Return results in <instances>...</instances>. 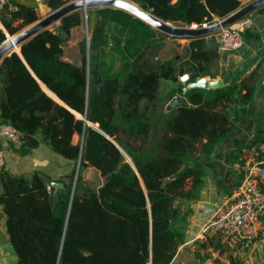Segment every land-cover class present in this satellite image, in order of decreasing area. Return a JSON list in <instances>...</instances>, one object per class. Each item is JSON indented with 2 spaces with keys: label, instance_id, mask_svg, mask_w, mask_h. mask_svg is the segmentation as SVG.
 Listing matches in <instances>:
<instances>
[{
  "label": "trees",
  "instance_id": "1",
  "mask_svg": "<svg viewBox=\"0 0 264 264\" xmlns=\"http://www.w3.org/2000/svg\"><path fill=\"white\" fill-rule=\"evenodd\" d=\"M69 1L48 0V5L56 10ZM132 1L166 21L189 26L213 23L242 6L240 0ZM83 14L65 16L57 28L25 42L21 54L12 52L0 65V124L21 133L23 148L45 142L73 165L64 175L61 195L48 191L46 173L26 177L1 169L0 203L18 264H174L205 184L204 157L246 113L257 89L255 72L232 76L223 87L193 88L186 93L189 107L163 114L161 83L185 72L191 81L209 74L221 52L197 38L189 39L185 60L156 59L167 35L124 10L101 8L90 31L89 67L85 38L80 42L83 62L76 65L64 58L62 43L83 24ZM91 14L86 21H92ZM39 19L33 7L9 0L0 15L6 29H0V44ZM170 88L168 98L182 92ZM257 128L249 145L228 152L227 161L241 167L229 171L228 193L244 178V149L264 159V127ZM88 166L105 181L97 190L79 193Z\"/></svg>",
  "mask_w": 264,
  "mask_h": 264
},
{
  "label": "crops",
  "instance_id": "2",
  "mask_svg": "<svg viewBox=\"0 0 264 264\" xmlns=\"http://www.w3.org/2000/svg\"><path fill=\"white\" fill-rule=\"evenodd\" d=\"M15 1L16 3L33 7L40 18L46 16L48 12L51 11L48 0ZM240 1L242 2V6H244L254 0ZM96 10L97 9L89 10L92 11V20L96 18ZM249 16L252 18L254 25L251 29H248L250 31L246 30L247 32L245 31L243 33V46L233 52H221L219 64L222 65V70L225 72L221 71L223 73L216 74L215 76L206 74L204 77L208 80L221 78L225 81L231 79L232 76H248L255 72L257 85L255 98L248 104L246 113L242 114L239 121L235 123L227 139L216 148L212 155L204 157L207 167L205 184L202 188L200 199L193 204L194 213L189 218L185 242L180 246L174 259V264H232L231 257H233L234 264H264V218H262L261 221L260 236L253 241H242L239 239H230L227 241L221 239L219 241V234H211L205 237L200 236L201 226L206 219L201 216L203 203L212 202L218 205L229 195H232L236 189V186L230 187L229 190L232 192L228 193L227 175L229 171L233 169L241 170V167L238 164L235 166L231 165L227 161L228 152L238 147L249 145L253 140L255 130L258 129L257 127L259 125L264 127V13L257 10ZM78 28L79 27L72 29V35L69 40L71 43L69 45L71 50L64 48L65 59L76 65H79V63L70 59L69 54L76 55L79 53L78 44H80L81 39L78 38ZM0 29L6 32V29L1 23ZM165 38L163 43H159L160 49L156 59L169 60L175 57L178 59L180 57L179 50L186 49L185 47L188 45L189 40L168 35ZM175 44H180V47L178 49L173 47L170 51L172 54L165 55L163 52L165 46H175ZM187 57L186 55V58ZM180 75L181 74L177 76L178 80ZM180 83L183 85L182 82ZM159 92L160 95H162V92L169 95L171 93L170 84L167 81H163L160 85ZM171 98H168L167 104ZM167 104L164 107L163 114H167L171 111L166 108ZM77 138L78 135H75L73 140L76 142ZM0 148L5 154L6 162L2 170H7L13 175H23L26 177L31 176L35 171L46 173L51 177L49 186L52 187V193L54 195H61L63 193V189L67 185V180L64 178V175L72 172L73 165L63 156L54 152L45 142H41L36 148L25 149L20 142L11 141L8 137L0 133ZM245 150L247 149H244V155ZM246 152H251V157L253 158L251 161L257 160V152L249 149ZM244 155L241 158L245 160L246 167L251 161L249 162L248 155L247 159ZM236 170H234V172L239 173ZM235 173L233 175H235ZM99 174L100 172L96 168L90 166L87 167L84 179L89 180L92 175L99 176ZM235 179L236 176L234 177V180ZM53 182L61 183L62 187L53 186ZM1 191L2 186L0 183V193ZM214 237L215 240L213 239ZM204 243H206L207 246H203ZM232 248H236L235 254ZM0 264H18V256L10 241V235L7 229V215L1 203Z\"/></svg>",
  "mask_w": 264,
  "mask_h": 264
},
{
  "label": "water",
  "instance_id": "3",
  "mask_svg": "<svg viewBox=\"0 0 264 264\" xmlns=\"http://www.w3.org/2000/svg\"><path fill=\"white\" fill-rule=\"evenodd\" d=\"M264 7V0H254L242 7H240L235 12L229 14L225 18L215 21L207 25H201L200 27L196 25H175L172 22L166 21L149 10H146L139 6L132 0H71L56 10H51L48 14L36 22L25 27L19 31L15 36L7 37V39L0 44V65L4 58L10 55L12 52H17L21 54V46L25 42L31 40L33 37L41 33L42 31L51 28V26L60 23V21L70 13L80 10L83 11L87 16L90 9H101V8H115L121 9L136 18H139L143 22L147 23L159 32L166 34L168 36L181 38V39H197L206 38V45L209 48H217V44L213 39H210L222 29L231 27L235 25L238 21L251 15L254 11L259 10ZM70 41L67 40L62 43V47L66 48L70 45ZM89 45L90 36L87 37V67H89ZM19 47V50L17 48ZM65 53V51H64ZM167 82L174 89L181 87L182 92L176 93L166 108L172 110L177 107H189L190 102L186 97V93L193 88H210L215 89L218 87H223L225 85L223 79L208 80L204 76H199L194 81H190L187 84L181 85L179 80L168 79ZM43 89L52 96L57 102L67 106L62 100H60L56 95L55 97L51 95L50 91L44 84H42ZM68 107V106H67ZM84 138V137H83ZM90 167V166H88ZM80 169V160L77 164L76 176L72 188V197L76 189L78 173ZM87 167L83 172V177L85 178ZM55 187H62L61 183H52ZM217 208L216 203L204 202L201 209L202 218H207L211 213H213Z\"/></svg>",
  "mask_w": 264,
  "mask_h": 264
},
{
  "label": "built area",
  "instance_id": "4",
  "mask_svg": "<svg viewBox=\"0 0 264 264\" xmlns=\"http://www.w3.org/2000/svg\"><path fill=\"white\" fill-rule=\"evenodd\" d=\"M7 4L9 0H0V15ZM10 9L16 10L17 6L10 4ZM253 25L252 18L247 16L235 25L222 29L212 37L217 49L222 53L240 49L244 44L243 33ZM179 80L187 84L191 81V76L185 72L179 76ZM0 133L11 141L21 142V133L10 124H0ZM5 163V154L0 148V169ZM48 191L51 193V186H48ZM262 218H264V159L251 161L245 167L240 185L205 219L200 236L219 234L226 239L253 241L260 236Z\"/></svg>",
  "mask_w": 264,
  "mask_h": 264
},
{
  "label": "rangeland",
  "instance_id": "5",
  "mask_svg": "<svg viewBox=\"0 0 264 264\" xmlns=\"http://www.w3.org/2000/svg\"><path fill=\"white\" fill-rule=\"evenodd\" d=\"M84 13V12H83ZM84 16H85V14H83ZM88 15V14H87ZM90 17V16H89ZM95 19L94 20H92V21H86V16H85V20L83 21V24L81 25V26H79V28H78V30H77V33H78V38L79 39H81V41L85 38V39H87V37H89V36H91L90 35V31H91V29H92V27H93V24H94V22H96V20H97V16L95 15ZM220 20V19H219ZM218 20V21H219ZM175 24V23H174ZM175 25H180V24H175ZM198 27H200L199 25H197ZM58 27V24H55V25H53V26H51V29H54V28H57ZM16 35V34H15ZM15 35H11V36H15ZM75 35H76V33H75ZM8 37H10V35L8 36ZM166 39V38H165ZM210 39H213V38H210ZM70 40V39H69ZM163 45H165V44H163ZM163 45H162V47H163ZM78 47H79V53H77L76 55L75 54H69V57H70V59H72V60H74V61H76L77 63H79V65H81L82 64V62H83V56H82V51H81V48H80V44H78ZM161 47V46H160ZM173 47H175L176 49H178L179 47H180V44H175V46L173 45V46H165V48H164V50H163V52L165 53V55H171L172 54V52H170L171 51V49L173 48ZM67 48V50L69 49V50H71V47L70 46H68V47H66ZM160 48L158 47V48H156V50L158 51ZM169 51V52H168ZM179 52H180V57L178 58V59H181V60H183V59H185L186 58V55H187V51L184 49V50H179ZM72 53V52H71ZM178 53V52H177ZM64 56H65V53H64ZM65 58V57H64ZM77 58V59H76ZM187 67V66H186ZM223 68H222V65L221 64H219V62H215V63H213L212 65H211V67H210V69L208 70V73H209V75H211V76H215L216 74H219V73H223V72H225L224 70H222ZM221 71H223V72H221ZM190 74V73H189ZM162 95H160L161 96V99H160V103H159V106H161L162 107V105L163 106H165L166 104H167V102H168V95L167 94H165V93H161ZM157 116H159L157 113H156V116H154V118L155 119H157ZM80 141V136H78V138H77V140H76V143L77 142H79ZM247 150H245V158L247 159V155L249 156V162L253 159L252 157H251V152H246ZM124 155H126L125 153H124ZM127 159L130 161V158L127 156ZM85 170V169H84ZM84 170H83V172H84ZM83 172H82V175H83ZM83 185H82V188H80L79 189V193H83V192H85V189L86 188H91V189H95V190H97L103 183H104V181H105V179H104V177H102L100 174H99V176L98 175H95V176H93L92 175V177H90V179L89 180H85L84 179V177H83ZM219 237H221V239H225L226 241L227 240H230V239H226V238H224V237H222L221 235H219ZM232 250H233V252H234V254H235V250H236V248H232Z\"/></svg>",
  "mask_w": 264,
  "mask_h": 264
},
{
  "label": "bare ground",
  "instance_id": "6",
  "mask_svg": "<svg viewBox=\"0 0 264 264\" xmlns=\"http://www.w3.org/2000/svg\"><path fill=\"white\" fill-rule=\"evenodd\" d=\"M17 50H19V47L17 48ZM51 95H53L55 97V94L54 93H50Z\"/></svg>",
  "mask_w": 264,
  "mask_h": 264
}]
</instances>
